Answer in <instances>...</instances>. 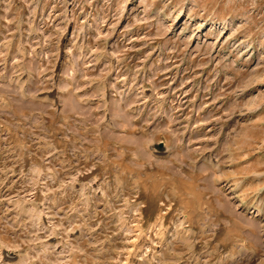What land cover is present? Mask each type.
I'll list each match as a JSON object with an SVG mask.
<instances>
[{"label": "rangeland", "instance_id": "obj_1", "mask_svg": "<svg viewBox=\"0 0 264 264\" xmlns=\"http://www.w3.org/2000/svg\"><path fill=\"white\" fill-rule=\"evenodd\" d=\"M0 264H264V0H0Z\"/></svg>", "mask_w": 264, "mask_h": 264}, {"label": "water", "instance_id": "obj_2", "mask_svg": "<svg viewBox=\"0 0 264 264\" xmlns=\"http://www.w3.org/2000/svg\"><path fill=\"white\" fill-rule=\"evenodd\" d=\"M13 259H15V258H13Z\"/></svg>", "mask_w": 264, "mask_h": 264}, {"label": "bare ground", "instance_id": "obj_3", "mask_svg": "<svg viewBox=\"0 0 264 264\" xmlns=\"http://www.w3.org/2000/svg\"><path fill=\"white\" fill-rule=\"evenodd\" d=\"M148 99V98H147Z\"/></svg>", "mask_w": 264, "mask_h": 264}]
</instances>
